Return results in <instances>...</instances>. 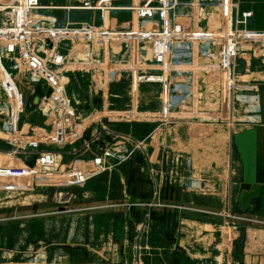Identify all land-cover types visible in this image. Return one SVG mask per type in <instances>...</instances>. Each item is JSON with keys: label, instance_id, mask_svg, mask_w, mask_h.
Masks as SVG:
<instances>
[{"label": "crops", "instance_id": "crops-1", "mask_svg": "<svg viewBox=\"0 0 264 264\" xmlns=\"http://www.w3.org/2000/svg\"><path fill=\"white\" fill-rule=\"evenodd\" d=\"M24 1L43 7L34 11L32 21H19L17 11L13 17L5 11L0 15V24L14 26L13 36H0L4 39L0 194L15 195L0 198V264H96L90 258L93 254L104 256L109 264H133L135 258L125 261L123 251L130 223L139 219L141 246L157 253L155 249L163 252L167 245L173 253L172 264H224L230 256L237 263L246 264L250 257L260 263L264 232L245 224L234 230L230 227L234 220L227 216L246 218L238 203L242 193L256 185L263 187V195L253 203L252 211L264 216V0H239L237 19L243 51L239 81L257 87L261 104L257 123L249 122L251 114L244 103L236 105L231 119L223 120L218 72L208 68L206 58H200L189 75L182 67L173 77L167 75L170 45L180 41L196 45L203 32L191 28L184 32L183 23L173 19L170 33L166 15H142L135 10L164 5L168 0ZM183 2L198 9L195 0ZM7 4L0 1L1 7H12ZM62 25L68 27L65 37L58 36ZM9 45L13 51L7 54ZM7 56L14 63L9 75L4 66ZM57 58L63 64L56 65ZM178 72L183 73L182 81L191 80L190 97L179 91L184 84L179 83ZM66 79H72L74 86L66 87L63 95L59 89ZM168 79L173 82L176 103L187 100L170 116L157 87ZM123 82L145 84L142 90L150 95L144 99L143 111L148 116L142 123L130 124L125 136L120 130H110L112 123L106 119L102 133L114 134L116 139L112 138L110 147H103L101 162L93 169L92 161L79 160L86 127L78 115L92 100L99 105L96 118L114 115L117 95L113 87ZM154 88L157 92L152 95ZM189 100L193 105L188 109ZM3 103L9 111L1 110ZM19 103L25 105L20 112ZM205 103L207 111L203 112L199 105ZM139 142L142 147L137 149ZM40 149L46 153L40 156ZM134 149L141 154L121 171L119 165L131 160ZM46 188L62 189L54 200L65 206L67 216L78 218L82 225L92 217L96 228L90 232L93 240H87L88 231L81 227L85 234L77 233L78 239L71 240L76 232L71 230L69 254L55 257L53 250L46 251L43 262L38 227L27 219L33 216V207L52 204L54 193L44 192ZM139 201L159 202L163 207L129 206ZM14 207L24 211L14 213ZM161 225L168 228L165 234ZM159 228L163 239L169 238L163 247L155 238ZM152 242L156 243L151 246ZM133 246L138 247L137 241ZM32 247L36 249L28 251Z\"/></svg>", "mask_w": 264, "mask_h": 264}, {"label": "built area", "instance_id": "built-area-1", "mask_svg": "<svg viewBox=\"0 0 264 264\" xmlns=\"http://www.w3.org/2000/svg\"><path fill=\"white\" fill-rule=\"evenodd\" d=\"M198 3V7L200 6V10L203 11L205 16V29L199 36L198 44L184 43V42H175L170 45L169 54L170 56L167 59V75H174V71L181 70L180 68H185L183 70L185 74H190L192 70H195L200 58H206L208 61L209 69H213L218 72V89L220 93V107L223 112V120L228 121L232 118L234 114L235 107L238 103H244L247 105V112L251 114L249 118V122L257 123L259 121V114L261 112V104H260V96L258 94L257 87L251 85L249 83H241L239 81V77L242 74L240 70V60H242L243 51L241 48V43L239 41L237 35V19H238V11H239V0H195ZM180 0H168V2L164 5L160 6H140L135 10L138 14L149 15V14H166L168 11L175 9ZM43 7H37L36 5L29 4L24 0H18L16 5H12L10 8H5L0 6V11L5 9H13L14 12L17 11L18 20H26L32 21L34 11L37 9H42ZM116 9V8H114ZM68 33V27L66 25H62L58 27V36L65 37ZM171 33V32H170ZM203 48H208V50H202ZM9 49L13 51V45H9ZM212 49V50H211ZM1 54V52H0ZM55 64H63V60L61 58L55 59ZM146 74V73H145ZM5 75V74H4ZM179 83L184 84L181 89H179L180 93L187 92L191 96V89L188 84L191 80L182 81L183 73L178 72ZM6 77V76H5ZM5 79V78H4ZM211 78H209L210 82ZM168 79L165 82L161 83L160 86V96H161V104L168 115H171V111L174 109H178V104L185 103L187 100L183 98L184 102H177L176 97L174 96L175 89L173 87V82ZM149 83V82H147ZM178 83V82H177ZM145 84L142 83H126L114 85V89L119 86L128 88V97L130 95V101L133 105H136L142 101L141 98H145L147 95L146 91L142 89ZM74 81L72 79H66L64 82V86L59 89L60 92L64 95L66 91V87H73ZM148 87V85H146ZM142 91V94H141ZM16 96L18 94H15ZM117 96V99L122 97ZM19 97V95L17 96ZM186 97V96H183ZM181 101V100H180ZM18 103V99H17ZM22 103V102H21ZM21 103L17 104V109L20 112L23 110L25 105H21ZM174 106V108H172ZM177 106V108H176ZM114 115H110V119H114L116 121H129V122H141L146 120L145 116L143 120L137 119L138 111L135 108H129L126 111H121L116 113L114 111ZM163 114H165L163 112ZM129 206L142 208L143 206H154V207H163L161 203H131ZM180 209V207H175ZM230 218H233L237 221H244V217L242 216H233L228 215ZM227 216V217H228ZM141 236H143V231ZM137 249H136V258L135 264H146L145 259L149 260V258L153 257V250H149L147 247L141 246V239L137 241ZM143 250H145V254H142ZM149 252H152L151 254ZM146 258H143L144 256ZM147 264H152V260L150 263L147 261Z\"/></svg>", "mask_w": 264, "mask_h": 264}, {"label": "rangeland", "instance_id": "rangeland-1", "mask_svg": "<svg viewBox=\"0 0 264 264\" xmlns=\"http://www.w3.org/2000/svg\"><path fill=\"white\" fill-rule=\"evenodd\" d=\"M0 1L6 2L10 5H14L16 0H0ZM28 1H32V0H28ZM151 7H153V6H151ZM4 11L7 13V16L13 17V15H14L13 9L2 10V11H0V15H3ZM166 14L168 15V31L169 32H171L172 28H173V19H176L178 22L180 20L183 23L182 27H183L184 32H185L186 28H191V29H193V31H198V30L203 31L202 29L205 26V22L199 18L202 16L205 19L203 11L200 10V6L198 7V9L193 10L190 7H188V3L183 2V0L182 1L180 0L178 6L175 9L168 11ZM0 26H1L0 36L5 35L6 33L9 36H13V29H14L13 24H7L6 26L4 24H0ZM2 28H7V29H2ZM3 44H4V39H0V49H1L0 50V52H1L0 62L2 60H4V56L2 53V50L4 49ZM202 50H206V48H203ZM11 51H12V49L10 50L9 48H7V54H9V52H11ZM6 59H8V61H6V63L4 61V66H5V69L7 70V74H8V70H10V71H11V69L14 70V63H13V61H11V58H9L8 56ZM5 78L8 79L7 77H5ZM106 88H108V87H106ZM106 91H107V89L104 90V93ZM156 92H157L156 88L151 89L152 95L156 94ZM1 93H2V90H1V86H0V95H1ZM114 93L117 96H121V93H123L124 95H123V98L120 97L114 101L113 110L121 112V111L128 110L130 107L131 108L133 107V108H135L136 111H140L137 113V116H138L137 119H139V117H141L139 120H143V118L145 116H148L147 113H144V111H143V109H144L143 105H144V103H146V100L144 101L145 98H141L142 101H140L137 104V108H136V105H133V103H131V101H130V95L128 97V88L119 86L118 88H116L114 90ZM141 94H142V91H141ZM147 95H150V93H148ZM182 96L190 97V95L187 94V92H184L182 94ZM195 98H196V96H195ZM182 101L184 102V100H182ZM189 102L191 104H187L188 109L193 105V103L190 100H189ZM3 104H5V105H4V107H2L1 110L9 111L8 104L7 103H3ZM94 105L95 104L92 100L91 104H89L87 106V110L82 112V114H80V116L78 115L79 120H81L82 126L86 127L85 138L83 141L80 142L81 143L80 146L84 145V148L82 146V151L79 152L80 153V159L79 160H81V162L87 161L88 163H91V161H92L93 169H95V166H99V164L101 162V155L103 154V150H105V148H103V147H105L106 145H109L107 147H110V143H114V142H112V138L116 139V137H114V134L109 136L108 134H103L104 132L102 133L103 122L106 119L108 121H111L112 124L108 125L109 129L111 130V128L112 129L115 128L114 130H120L119 132L121 133L120 135H122V136H125L126 133L129 132L128 127H130V124L135 123L134 121L133 122L116 121L114 119H110L109 116L111 115V113L109 115L107 114V116L104 115L103 119L96 118L97 115L95 112L98 110L99 105H95V106ZM184 105H186V104L182 103L180 105L178 104L177 106L179 108V107L184 106ZM177 106H176V108H177ZM194 106L198 109L197 103H194ZM199 106H201L203 112L207 111L206 103H205V105L200 104ZM172 108H174V106ZM10 111H11V109H10ZM156 122H158V120H156ZM204 123L208 124L207 121H204ZM138 137L141 138L142 135L140 134V135H138ZM135 147H138L137 149L141 148L142 142L135 144ZM137 149H134L132 156L130 158L131 159L130 161L122 163L123 166L119 165V168L121 171L123 170L124 165H132L131 161H132L133 157L136 159V157L141 154V153H139V150H137ZM42 153H43V151L40 149V156ZM45 153H46V151L44 150L43 154H45ZM96 157H98V158H96ZM169 170H171V167ZM167 172H169V171H167ZM47 191H53V193H54V196L52 197V204L49 205L50 207L49 208L47 207V203H41L39 208H37V206L33 207V209H32V211H33L32 215L33 216H31L30 218L27 219V221L29 223H33L38 227L37 228L38 229V247L43 248V250L40 249V251H44V252H42V256H44V258L42 260H40L43 262H46V260H47L46 259L47 256L45 255L46 251L51 252L53 250L55 253L54 254L55 257H60L63 255L69 254L67 251L70 249V246L68 245V240H70L71 230L76 231V232L72 233L71 240L78 239L77 233L85 234L81 230H79L80 227L88 231L87 232V240H93L90 236V232H91V230H94L96 228L95 224H94L95 219H93L92 217H88L87 218L88 223L87 224L84 223V225H82L78 222V218H74L72 216H67L68 214H67V211L65 209V206L63 204H61L60 202H57L58 200H54V198H56L55 193L62 191V189L56 188V191H55L53 189L46 188V190L44 192L47 193ZM40 193H41V191H40ZM6 196H8L10 198H15L14 197L15 195L13 196V194H10L7 192L0 194L1 199H4ZM13 200H15V199H13ZM118 202H121L122 203L121 205H123V206L127 205V204H125V202H122V201H118ZM139 202H136V203H139ZM136 203H134V204H136ZM130 207L134 208V206H130ZM13 210H14V213L24 211L22 207H19V208L14 207ZM245 215H246V218L244 217L245 220L242 222L237 221L233 218H230L231 221L234 220L233 223L236 222V224L231 223L230 227L233 228L234 230H238L239 228L242 227L240 224H245L248 227L253 226V228L255 227L256 229L262 230V232H264V216L260 215L259 213L253 212V211H250ZM229 217L230 216H228V219H229ZM64 219H66V220H64ZM157 222H156V225H157ZM140 225H141V219H139V221H131V223H130L129 238L126 240L127 246L124 248V251H123L124 252L123 254L125 255V261H130V259H132L131 261H133V258H136L137 247L133 248L134 247L133 245H134V241H139L140 239H142V236H141L142 228H140ZM161 228L163 229L164 234H165V231L168 230V228L166 230H164V227H162V225H161ZM25 230L30 233L29 227H26ZM113 230H115V228H113ZM22 235L25 236V233H22ZM165 237H166V235H165ZM155 238L157 239L158 245L160 247H163L164 245H166L168 243L167 241L169 240V238L163 239V234H162L160 228L158 229V238L157 237H155ZM152 240H153V238H152ZM256 240H259V238H256ZM155 243L156 242H152L151 246H153ZM35 249L33 247L28 248V251H34ZM261 249H262V251H264V245L262 246ZM158 250L155 249V251L157 253H152L153 257L152 258L150 257L149 260L147 259V261L149 263L151 260H152V264H172L173 263L172 262L173 260L170 258L173 255V253H170V251H168L170 249L167 245H166V248L163 249V252H158ZM164 250H165V254H166L165 258L163 257ZM174 250L175 249H173V252H174ZM143 252H144V254L146 253L145 250H143ZM158 253L159 254L161 253V255L159 256ZM40 255H41V253H40ZM90 258L91 259L93 258L92 260H93V262L95 261L96 264H109V262L107 260H105L104 256H98V254L97 255L93 254L92 257H90ZM250 258H251L250 261L249 262L247 261L246 264H264V257L262 259H260L261 260L260 263H254L255 262L254 259L252 257H250ZM169 259H171V260H169ZM246 259H247V257H246ZM248 260H249V258H248ZM147 261H146V264H147ZM133 264H135V260L133 261ZM224 264H244V263H240V262L237 263L235 261L234 257L230 256V261L225 262Z\"/></svg>", "mask_w": 264, "mask_h": 264}, {"label": "water", "instance_id": "water-1", "mask_svg": "<svg viewBox=\"0 0 264 264\" xmlns=\"http://www.w3.org/2000/svg\"><path fill=\"white\" fill-rule=\"evenodd\" d=\"M263 187L256 185L251 187L250 191H244L238 203V209L242 214H247L253 210V203L262 198Z\"/></svg>", "mask_w": 264, "mask_h": 264}]
</instances>
